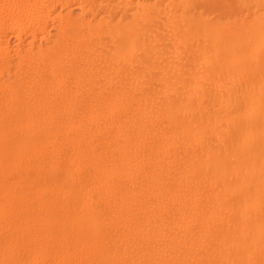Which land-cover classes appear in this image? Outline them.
I'll use <instances>...</instances> for the list:
<instances>
[{"label":"bare ground","instance_id":"6f19581e","mask_svg":"<svg viewBox=\"0 0 264 264\" xmlns=\"http://www.w3.org/2000/svg\"><path fill=\"white\" fill-rule=\"evenodd\" d=\"M0 264H264V0H0Z\"/></svg>","mask_w":264,"mask_h":264}]
</instances>
